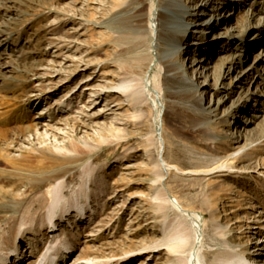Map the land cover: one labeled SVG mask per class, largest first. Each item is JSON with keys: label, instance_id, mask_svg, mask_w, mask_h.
<instances>
[{"label": "rangeland", "instance_id": "rangeland-1", "mask_svg": "<svg viewBox=\"0 0 264 264\" xmlns=\"http://www.w3.org/2000/svg\"><path fill=\"white\" fill-rule=\"evenodd\" d=\"M184 3L191 20L184 51L173 63L195 81L196 95L210 113L200 125L165 92V65L147 56L139 66L133 58L148 55L149 12L162 0H0V105L12 106L0 115L6 116L0 120L6 135L0 140V171L5 173L0 184L7 191L0 196V229L9 225L12 230L21 208L13 201L22 202V209L31 205L38 218L44 215L47 200L32 202L49 182L36 180L67 162L56 146L72 140L79 162L90 157L83 165L88 163L91 171L87 193L92 209L81 220L55 217L73 248L58 264H84L90 256L101 260L98 264H179L166 250L162 230L177 222L191 233L185 257L195 247L198 258L210 264L217 252L230 247L251 262L261 260L253 264H264V0ZM132 7L141 19L126 18L124 11ZM127 75L141 89L150 80L151 89L136 105L117 87ZM158 89L164 95L163 157L183 172H165L161 180L154 173L156 111L148 96ZM66 98L69 106L62 112L60 102ZM83 105L87 108L80 111ZM31 120L42 125L35 135L25 129ZM199 156L213 157L211 166L230 162L238 173L191 174ZM82 167L66 175V196L82 182ZM162 190L179 201L185 214L159 197ZM186 213L200 218L199 243ZM215 223L222 234L213 229ZM28 240L25 233L21 253ZM40 242L38 236L32 241L38 251ZM261 243L263 250H258ZM27 259L11 257L6 264H32L35 252Z\"/></svg>", "mask_w": 264, "mask_h": 264}, {"label": "bare ground", "instance_id": "bare-ground-1", "mask_svg": "<svg viewBox=\"0 0 264 264\" xmlns=\"http://www.w3.org/2000/svg\"><path fill=\"white\" fill-rule=\"evenodd\" d=\"M184 2L185 0H162V4L160 5V7L155 8V10L153 11L151 10L149 12V18H150L149 20L152 23L149 24V29H148L150 30V41L149 44L147 45L148 53H146L148 55L141 54V55H136L133 58L134 61H136V64H138L139 66L143 63L142 61L144 59L146 60L147 56L149 59H151V61H156V62L158 61L159 63L164 64L165 67L168 69L164 75V80L167 83L166 86H164L165 92L169 94L170 97L172 96L181 103H183L184 104L183 106L189 109L188 112L190 111V113L195 117L194 122L197 123V125H200L203 123V121H207L210 118L209 117L210 113L202 107L201 99L196 95L198 86L195 83V81L189 79L186 76L182 65L173 63V60L177 58V56L182 51H184V47H182V45L185 41L186 31L189 26L188 20H191L188 15L189 11L187 10L186 4ZM134 10L135 9H133L132 7L124 11V13H128L126 18L131 19V21L132 20L136 21L137 19L140 18L139 14L134 13ZM115 17H117V15ZM225 20L226 19H222L220 24H223ZM171 47H172V51L170 52ZM122 62L124 63V60H122ZM149 65L147 66V69L148 67H150ZM119 66L121 67V69L125 70L124 69L125 65L119 63ZM14 70L15 71L17 70V72L20 71L18 68H14ZM135 82L133 76L127 75V76H122L118 82L119 84L117 85L119 90L128 98L129 101L133 102L134 105L142 101L143 95L145 94L144 91L148 92L149 91L148 89H151L147 87L148 86L147 84L150 83V80L146 84L143 81L144 84L142 83L143 86L141 85L142 89L139 88ZM159 84H156L157 87L154 85V89L155 87L158 88ZM161 92L162 91L158 89V90H154L153 94L149 92L148 95L152 107L156 111L155 135L156 137H158V141H157V159L154 161V166H155L154 168H156V170L154 171V173L156 174L157 177L160 178V180L166 173H169L171 171H174L176 173L177 172L183 173L179 167L175 165H170L165 161L163 157V152L165 149V140L162 136V131H163L162 95L163 94H161ZM67 101H69V98H66L65 100L60 102V106L64 108L63 110H61L62 112L65 109H68L69 105ZM10 105H14V104L11 103ZM7 106L9 107V105H4V106L0 105V115L7 114L12 111L11 109L12 106L9 109H7ZM85 108L87 107L83 105L82 107L79 108V110L85 111ZM133 116L136 115L133 114ZM3 117H0V120ZM38 126H39V122H34V120H31L25 126V129L34 131V133H32L31 135H35ZM39 127L41 128L42 125H40ZM156 130H159V134H157ZM4 132H5L4 130L0 129L1 141L6 140L5 139L6 135ZM216 137H217L216 134L210 133L209 138L211 140L216 139ZM0 149L2 148L0 147ZM56 149L57 151L63 152L62 160L67 162L52 169L51 171H49L48 173L44 174L43 176L39 177V179L36 180V182L38 183H44L48 181L49 185L47 184L48 186L45 187L43 192L38 194V198L34 199L32 202V203L35 202L41 203L45 199L47 200L46 207L44 209V215L38 218L31 212V210L33 209L31 205L22 209V204H23L22 202L20 203L18 201H13L14 204L18 205V208L19 207L21 208L17 212V217L12 218L13 222L10 225V229L12 230L9 231V225L6 228L0 229L1 230L0 264L8 263L11 257L12 258L14 257L17 260V262L19 260H21V262L26 261L24 259L27 258L29 259L30 257H32V253L34 252L36 254L37 259L33 261L32 264H35L36 261L37 264H58L59 261L57 259H59V257L62 256L65 250L69 251L70 249V252H72L71 250L73 248L71 241L69 239L70 236L68 234H65L63 230L61 232L59 231V228L55 224V217L56 216H58V218L65 217L64 219L67 220L68 222L70 219L81 220L84 218L85 214L91 208V206L90 208H88L91 201H89V194L87 193V191L90 189V186L87 185V179L90 176L91 171L88 168L89 167L88 163L83 165V162L85 161L88 162L90 157L86 158V160L84 159V161L79 162L80 160L78 161L76 157H74L78 153L79 147L72 140L68 141V144H64L63 146H56ZM25 152L27 153V151ZM159 153H162L161 156L162 163L159 161L158 158ZM31 154L32 153L30 152L29 154L26 155L28 156ZM2 158L3 157L0 154V161L1 160L4 161V159ZM211 158L213 157L210 156V158L208 157L202 159V157L199 156L197 159L201 161H198V163L193 166L194 168L190 170L191 174L193 173L196 175L202 174L206 176L216 173L217 176H221L231 171H233V173H238L239 169L236 167V165H231L230 162L228 163L224 161L225 163H219L214 166H211L209 164ZM238 160H240L239 156H237L235 162H238ZM8 162L14 164L19 163L11 159H9ZM77 166H83L81 169V180H80L82 182L78 185L76 189H73L71 191L69 196H66L65 188L67 184L65 177ZM0 174H3L1 175V178L2 176H5L4 175L5 173L3 171H0ZM6 193L7 191H5L3 184H0V196ZM159 197L162 198L167 203L172 204L180 212L185 211V209L182 208L179 201L175 197L171 198V196L166 195L164 191L162 193H159ZM91 216H92V212L88 214V220ZM189 219L192 225L191 227L193 231V238L196 241L195 244L197 242L199 243V239L202 233L200 218L196 214L194 216L191 214V216H189ZM182 225L183 224L181 222H177L175 224L172 223L171 225L162 228L164 232H167V237L164 239L167 247L166 250H168L169 253L174 255L175 260L179 264H205L203 261L200 260V258H198L199 256L198 249L195 247L190 251L189 257H185L184 252L186 250L187 244L190 241L191 233L189 230H187L185 226ZM213 229L216 231V233L222 234L219 223H215ZM57 231L58 233H56ZM25 233H28L30 240H28L27 248L24 250L26 251V253H21L19 251L20 250L19 247H20V243L23 241V236L25 235ZM36 236L40 237V241L43 242L44 244L43 248L40 251L37 250V246L34 247L32 246V241L35 239ZM259 249L263 250L262 243L259 244L258 250ZM87 250L90 251L89 249ZM255 259L257 258H254V260H252L251 262L242 252H237L235 250H232L230 247H226L225 250L219 251L215 254L210 264H253V261H261L259 259L257 260ZM16 260H14V262ZM21 262L18 264H21ZM100 262L101 260H98V258L94 256H90L84 260V264H98ZM12 264H16V262Z\"/></svg>", "mask_w": 264, "mask_h": 264}]
</instances>
